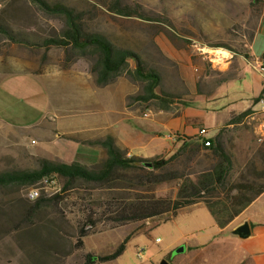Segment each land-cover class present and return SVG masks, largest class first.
I'll return each instance as SVG.
<instances>
[{
    "label": "rangeland",
    "instance_id": "obj_1",
    "mask_svg": "<svg viewBox=\"0 0 264 264\" xmlns=\"http://www.w3.org/2000/svg\"><path fill=\"white\" fill-rule=\"evenodd\" d=\"M45 1L87 12V30L136 53L146 69L160 76L158 94L173 97L171 115L193 102L192 109L206 114L203 124L208 135L214 136L211 141L221 143L232 163L227 187L218 191L221 199L227 198L233 185L264 187V140L258 139L259 122L251 119L253 108L264 97V76L257 70L259 63L264 67V0H118L134 12L133 16L118 14L116 0ZM64 27L61 19L45 14L32 0H0V74L31 72L66 80V97L72 96L69 92H78L77 80L87 79L89 85L94 79L92 61L61 48L36 45L41 39L58 37ZM24 39L32 45L21 43ZM130 66L133 69L134 62ZM144 87L143 82L123 74L103 91L125 89L136 115L146 118L157 111L158 103L138 100L144 95ZM244 109L250 113L243 118L244 112L230 114ZM85 118L76 116L70 124ZM232 119L236 123L231 124ZM30 135H0V174L37 170L40 160L47 159L37 150L43 144L34 145ZM84 155L85 151H80L79 156ZM218 161L197 142L167 170L194 178ZM57 181V189L62 190L64 180L57 177ZM33 188H42L40 198L57 194L48 192L41 182L0 188V264H85L88 254L110 255L126 240L121 256L96 264H161L164 260L189 264L186 255L179 253L186 245L213 247L226 240V233L221 234L204 204L156 221L105 231L108 218L99 219L97 229H92L83 214L93 202L87 198L91 190H81L80 194L87 196L85 202L73 198L72 192H63L58 202L47 201L35 209V201L27 198ZM176 193L173 183L157 191L159 196L175 197ZM252 195L248 191L244 198ZM81 228L88 235L79 247ZM216 256L211 264H230L225 253Z\"/></svg>",
    "mask_w": 264,
    "mask_h": 264
},
{
    "label": "trees",
    "instance_id": "obj_2",
    "mask_svg": "<svg viewBox=\"0 0 264 264\" xmlns=\"http://www.w3.org/2000/svg\"><path fill=\"white\" fill-rule=\"evenodd\" d=\"M32 1L39 4L45 14L55 16L65 24L64 30L58 37L41 39L37 42V46L61 48L70 55L89 59L92 61L91 71L99 86L110 85L121 75L127 74L134 80L145 84L144 95L138 97V100L156 101L160 103V108L171 109L170 104L173 103L171 100L173 97L162 96L157 92L160 86V76L155 71L146 69L142 59L133 51L117 47L105 35L87 30L85 25L87 12H77L61 3L51 4L45 0ZM116 4L118 14L134 15L130 8L120 5L118 0ZM2 31L13 41H17L6 29ZM20 42L27 46L32 45L30 41L25 42V39ZM131 62L135 64L133 69L130 66ZM249 113L250 111L244 112L241 118ZM232 123H236L234 119L231 120ZM198 141L199 139L196 138H185L179 152L168 159L128 158L115 145V141L108 138L101 142L107 151V157L95 168H88L78 162L66 164L41 159L37 170L0 174V188L33 186L50 176L61 178L65 182L63 189L49 199H37L35 209L41 208L47 201L58 202L63 192H72V197L81 202L88 199L93 201L83 213L92 229H97L99 219L108 218V226L104 230H114L132 223L156 221L198 204H204L215 219L217 226L224 229L264 193V187H255L252 184L233 185L227 191V198L221 199L218 191L226 189L232 163L221 143H213L211 140L201 141V147L203 150L210 151L215 158H219L212 168L194 178L184 177L178 171L167 170L181 154L185 153L189 147H194ZM207 141L210 143L209 146L205 145ZM172 183L177 189L175 197L157 194L162 185ZM81 190L85 192L91 190L92 193L87 194L88 197L83 196L80 194ZM248 191H252L253 195L251 198H244ZM234 193L236 196H233ZM214 198L218 200L214 202L212 200ZM87 235L88 232L81 228L80 239L77 243L79 247L83 246L81 239ZM126 241L110 255L88 254L85 264L117 259L124 252Z\"/></svg>",
    "mask_w": 264,
    "mask_h": 264
},
{
    "label": "crops",
    "instance_id": "obj_3",
    "mask_svg": "<svg viewBox=\"0 0 264 264\" xmlns=\"http://www.w3.org/2000/svg\"><path fill=\"white\" fill-rule=\"evenodd\" d=\"M77 81L78 92H69L72 96L66 97L63 91L66 80L31 72L0 74V135L31 133L34 145L43 144L36 148L39 155L54 162H78L88 168L107 157L101 142L108 138L128 158H154L173 155L183 146L185 138H196L201 143L214 137L208 135L209 130L203 124L206 114L192 109L194 102L184 104L174 115L157 102V111L144 118L136 115L125 89L105 93L103 88L114 83L99 86L95 77L89 85L87 79ZM76 116L86 118L70 124ZM219 128L215 123V129ZM202 129L207 131L205 136L200 134ZM80 151H85L84 157L79 156ZM242 226L249 229L244 238L237 234ZM224 233L223 244L186 245L179 253L186 255L189 264H211L218 258L216 255L223 253L230 264H264V193L221 229V234ZM214 248L218 254L211 251Z\"/></svg>",
    "mask_w": 264,
    "mask_h": 264
},
{
    "label": "built area",
    "instance_id": "obj_4",
    "mask_svg": "<svg viewBox=\"0 0 264 264\" xmlns=\"http://www.w3.org/2000/svg\"><path fill=\"white\" fill-rule=\"evenodd\" d=\"M258 65H259L257 68L258 72L264 76V67L262 66V63H259ZM257 106H259V108L253 110L251 114V119L253 121L259 122L258 139L262 141L264 140V116H262V114H264V97L259 100ZM200 134L201 136H205L207 134V131L205 129H202L200 131ZM205 145L209 146L210 143L207 141L205 142ZM57 182L58 181L56 176H50L41 181V183L43 184V188H46L48 192L53 190L55 193H59L61 190L57 189ZM41 189L42 188L30 189L27 192L28 200L33 202L39 199L41 197Z\"/></svg>",
    "mask_w": 264,
    "mask_h": 264
},
{
    "label": "water",
    "instance_id": "obj_5",
    "mask_svg": "<svg viewBox=\"0 0 264 264\" xmlns=\"http://www.w3.org/2000/svg\"><path fill=\"white\" fill-rule=\"evenodd\" d=\"M237 234L241 237H247L249 235L248 226H242L238 229ZM183 251V248L179 250V252ZM161 264H170L167 260H164Z\"/></svg>",
    "mask_w": 264,
    "mask_h": 264
},
{
    "label": "bare ground",
    "instance_id": "obj_6",
    "mask_svg": "<svg viewBox=\"0 0 264 264\" xmlns=\"http://www.w3.org/2000/svg\"><path fill=\"white\" fill-rule=\"evenodd\" d=\"M227 54V53H226Z\"/></svg>",
    "mask_w": 264,
    "mask_h": 264
}]
</instances>
